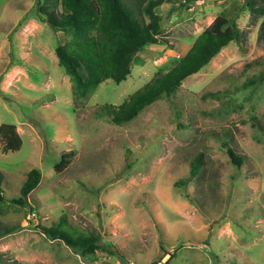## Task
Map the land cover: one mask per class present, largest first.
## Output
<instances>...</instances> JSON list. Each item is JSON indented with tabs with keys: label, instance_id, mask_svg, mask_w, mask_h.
Segmentation results:
<instances>
[{
	"label": "rangeland",
	"instance_id": "1",
	"mask_svg": "<svg viewBox=\"0 0 264 264\" xmlns=\"http://www.w3.org/2000/svg\"><path fill=\"white\" fill-rule=\"evenodd\" d=\"M39 4L0 0V126L22 138L14 151L0 136V222L24 223L32 207L36 225L0 238V264H123L120 255L156 264L170 253L168 264H264V15L247 0L165 1L155 8L163 44L143 47L125 80L77 99L55 52L69 35ZM220 13L243 39L130 121L112 122L106 104L170 70ZM33 167L38 185L26 205L13 203ZM60 217L99 234V247L84 254L49 237L41 225Z\"/></svg>",
	"mask_w": 264,
	"mask_h": 264
},
{
	"label": "trees",
	"instance_id": "2",
	"mask_svg": "<svg viewBox=\"0 0 264 264\" xmlns=\"http://www.w3.org/2000/svg\"><path fill=\"white\" fill-rule=\"evenodd\" d=\"M133 1L138 9L137 16L123 0H41L40 13L46 14L54 29L69 35L64 43L56 45L55 52L59 64L70 75L77 99L92 93L106 79L117 83L125 80L132 71L134 57L143 47L163 44L159 39L161 16L155 8L168 0ZM247 7L256 14L264 15V0H247ZM259 36L264 37V19ZM241 39L243 31L236 21L227 13L218 14L170 70L158 72L120 104H106L111 121L116 124L130 121L153 101L173 93L185 78L204 67L228 43ZM0 136L5 150L16 151L22 145V138L12 123L0 126ZM228 153L232 160L241 164V157L233 149L228 148ZM66 154L63 153L57 162L58 169L69 159ZM202 160V156L198 155L192 162L194 170L199 168ZM40 179L41 170L33 167L19 194L11 201L26 205L28 194ZM1 185L0 175V194ZM29 209L24 223L0 222V238L24 227H36L28 218L32 207ZM41 229L49 237L60 238L84 254L92 253L101 240L99 234L88 233L63 217L49 226L41 225ZM173 257L170 253L168 260L161 264H168Z\"/></svg>",
	"mask_w": 264,
	"mask_h": 264
},
{
	"label": "water",
	"instance_id": "3",
	"mask_svg": "<svg viewBox=\"0 0 264 264\" xmlns=\"http://www.w3.org/2000/svg\"><path fill=\"white\" fill-rule=\"evenodd\" d=\"M51 25V24H50ZM120 255V254H119ZM120 261L123 263V264H127L129 263V260L127 258H125L124 256L120 255Z\"/></svg>",
	"mask_w": 264,
	"mask_h": 264
},
{
	"label": "built area",
	"instance_id": "4",
	"mask_svg": "<svg viewBox=\"0 0 264 264\" xmlns=\"http://www.w3.org/2000/svg\"><path fill=\"white\" fill-rule=\"evenodd\" d=\"M163 261H165V258L163 259ZM163 261L159 260V261H157L156 264H161V263H163Z\"/></svg>",
	"mask_w": 264,
	"mask_h": 264
},
{
	"label": "clouds",
	"instance_id": "5",
	"mask_svg": "<svg viewBox=\"0 0 264 264\" xmlns=\"http://www.w3.org/2000/svg\"><path fill=\"white\" fill-rule=\"evenodd\" d=\"M166 256L168 257V255H166ZM167 257H166V258H167ZM156 263H157V262H156Z\"/></svg>",
	"mask_w": 264,
	"mask_h": 264
}]
</instances>
